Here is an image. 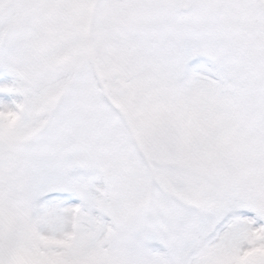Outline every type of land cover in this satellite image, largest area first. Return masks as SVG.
<instances>
[{
  "label": "snow or ice",
  "instance_id": "6c2138e0",
  "mask_svg": "<svg viewBox=\"0 0 264 264\" xmlns=\"http://www.w3.org/2000/svg\"><path fill=\"white\" fill-rule=\"evenodd\" d=\"M0 264H264V0H0Z\"/></svg>",
  "mask_w": 264,
  "mask_h": 264
}]
</instances>
